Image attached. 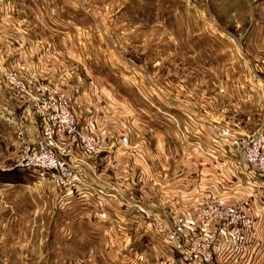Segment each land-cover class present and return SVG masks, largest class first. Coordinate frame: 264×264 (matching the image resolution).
I'll return each instance as SVG.
<instances>
[{"label":"rangeland","instance_id":"1","mask_svg":"<svg viewBox=\"0 0 264 264\" xmlns=\"http://www.w3.org/2000/svg\"><path fill=\"white\" fill-rule=\"evenodd\" d=\"M41 43L59 59L71 57L80 73L96 76L97 106H128L112 114L124 120L148 119L141 107L150 105L160 106L162 118L171 116V99L188 111L169 119L184 141L190 140L189 115L240 137L264 132V0H0V56ZM49 84L65 93L73 110L68 92L55 80ZM74 114L78 129L100 142L88 153L65 139L72 163L74 145L86 160L105 147L99 132ZM12 117L1 102L0 120L14 123ZM19 131L12 128L14 142ZM3 147L0 141V152ZM15 163L0 159V264H94L89 229L95 227L78 224L72 207L60 202L78 200L82 192L89 200L122 202L120 189L133 201L136 175L114 176L108 182L114 188L105 189L76 169L79 179L62 185L51 172ZM152 218L146 226L155 231Z\"/></svg>","mask_w":264,"mask_h":264},{"label":"crops","instance_id":"2","mask_svg":"<svg viewBox=\"0 0 264 264\" xmlns=\"http://www.w3.org/2000/svg\"><path fill=\"white\" fill-rule=\"evenodd\" d=\"M12 31L16 32L8 31L9 37ZM10 41L11 38L7 42ZM43 44L10 50L8 56H0V69L12 68L27 82L31 94L37 92L39 83L49 84V80H55L68 92L79 122L97 130L104 139V150L88 160L76 154V145L72 148L76 158L73 165L85 178L112 189L108 182L114 176L136 175L138 193L133 201L130 193L120 189L122 202L89 200L83 192L78 200L60 202L61 207H72L78 224L95 227L89 229L92 236L89 239L94 241V249L90 245L94 264H182L178 252L154 230L147 229L145 219L155 216L169 221L173 215L180 214L198 230L196 216L206 192L224 203L239 206L253 225L243 256L215 258L207 264H264V186L257 174L246 170L239 146L241 132L234 135L214 121L189 115L191 121L186 126L190 131L186 126L185 130L190 140L184 141L175 136L176 124L169 119L179 117L177 111H188L171 99L167 100L173 104L168 110L171 116L163 114L162 118L163 111L158 105L141 107L150 116L148 119L132 116L124 120L114 116V112L120 113L129 107L97 106L96 76L80 73L71 57L68 62L66 57L59 59ZM3 85L0 76V103L8 104L15 121L0 120V141L4 146L0 159L16 160L23 147L37 144L39 117L29 97L5 94ZM130 109L133 111L134 107ZM168 125L171 134L166 129ZM14 126L21 127L20 141L14 142ZM126 184L129 187L132 179ZM103 213L105 222L100 220ZM218 231L219 224H210L204 229L206 235Z\"/></svg>","mask_w":264,"mask_h":264},{"label":"built area","instance_id":"3","mask_svg":"<svg viewBox=\"0 0 264 264\" xmlns=\"http://www.w3.org/2000/svg\"><path fill=\"white\" fill-rule=\"evenodd\" d=\"M0 76L11 95L29 97L33 101L39 117L37 144L27 146L15 164L51 172L62 185L73 184L79 177L77 168L68 159L64 140H75L89 153L99 146V139L78 129L65 93L50 84L40 83L37 92L31 94L27 83L11 70L0 69ZM239 146L246 170L257 174L264 186V132L255 129L242 136ZM196 217L198 230L187 224L180 214L173 215L169 221L153 216L151 221L163 241L178 252L182 264H207L215 258L236 259L245 254L248 232L253 225L239 206L224 203L206 192ZM210 224H219V231L206 235L204 229Z\"/></svg>","mask_w":264,"mask_h":264}]
</instances>
